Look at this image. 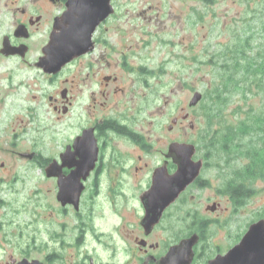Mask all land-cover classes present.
<instances>
[{
	"label": "rangeland",
	"instance_id": "obj_1",
	"mask_svg": "<svg viewBox=\"0 0 264 264\" xmlns=\"http://www.w3.org/2000/svg\"><path fill=\"white\" fill-rule=\"evenodd\" d=\"M117 3V16L107 24L110 30L103 38L107 43L63 67L53 79L35 65L47 42L45 37L31 39L25 62L0 57V162H4L0 166V264H6L11 257H40L52 251L61 255L53 264H70L69 254L71 264L78 260L77 254L105 258L104 247L110 241L101 238L99 242L93 235L115 236L113 229L119 223L113 211L115 205L120 209L134 206L129 195L145 188L147 175L162 161V152L168 151L172 141L193 144V159L206 162L199 174L205 185L188 187L187 196H193V203L185 205L198 206L200 210L214 200L222 206L230 205L220 192L231 170L246 161L235 159L228 167L218 159L202 158L199 139L207 133L204 96L220 83L219 73L233 63L235 47L244 39L249 38L248 45L243 43L246 59L264 61V0ZM1 11L0 47L2 34L11 27L10 19ZM140 67L146 69L144 75ZM107 75L116 80L105 84L103 78ZM66 79L73 80V93L81 95L78 106L67 115L53 109L54 104L61 103L60 92L67 85ZM262 82L260 86L252 83L245 95L239 88L227 94L223 108L226 124L252 120L254 113L264 114ZM100 89L107 95L102 96ZM90 91H95L97 100L92 115L82 109V104L91 102ZM195 91L203 97L189 106ZM97 115L122 118L143 135L142 147L146 142L151 146L143 150L132 141L110 134L104 157L117 154L120 164H103L107 172L99 177L98 192L92 195L90 191L81 197L79 214L74 208L64 211L56 197L57 183L45 174L48 162L42 167L19 153L34 152L42 162L58 158L65 144ZM88 185L92 187V183ZM250 187L253 192L242 204L248 214L256 208L264 212V178L255 179ZM130 211H122L130 223L124 228L137 235L136 213ZM82 216L89 218L85 221ZM84 221L92 229L86 228L79 248L74 246V239ZM121 234L126 237V231ZM62 241H70L71 246ZM132 241L128 242L131 246Z\"/></svg>",
	"mask_w": 264,
	"mask_h": 264
},
{
	"label": "flooded vegetation",
	"instance_id": "obj_2",
	"mask_svg": "<svg viewBox=\"0 0 264 264\" xmlns=\"http://www.w3.org/2000/svg\"><path fill=\"white\" fill-rule=\"evenodd\" d=\"M106 1H108L109 13L92 29L90 49L86 53L71 60L64 67L72 63L74 64L76 60L81 57L92 54L98 45L107 43L103 38L104 36L106 37V34L110 30V26L107 24L117 16V0H0V7H2L0 10L10 19L11 26L9 31L2 34V42L4 38H7L11 46L22 48V53L25 48L24 54L16 52L15 54L6 56L0 52V57L17 58L24 62L27 61L29 51L31 50V39L45 37L48 41L51 33L55 30V22L59 20L63 14L67 12L75 14V12L79 10L77 5H80L81 8L87 3L96 4ZM90 10H98V8L92 7ZM112 24L111 22V26ZM1 48L2 46L0 49ZM40 56L41 55H39L38 58ZM139 69L142 70L140 72H142L143 75L146 73L145 68L140 67ZM46 74L51 79L57 75ZM115 80L116 77L112 75H107L103 78L105 84ZM143 81L145 85H148L145 82V77ZM66 83L67 85H65L60 92L61 103L54 104L53 109L67 115V113L72 112L74 108L78 106L77 101H81V95L73 93V80L66 79ZM68 83L71 85H68ZM99 91L102 96L107 95L103 89ZM94 92L95 91H90L88 93L91 102L88 104L85 103L84 105L82 104V109L88 111L91 115L93 114L92 108L97 104ZM56 101L58 102L57 98ZM100 105H103V103H100ZM190 126L193 127V125ZM84 134H87V138L95 139L97 159L94 168L90 170L86 179L81 180L83 183V190L80 199L87 192L89 193L91 191L92 195L98 192L97 186L99 177L107 172L105 168H103L104 163L120 164V159L117 157V154L111 153V158L108 159L104 157L105 147L108 146L111 139L110 134L132 141L133 144L139 145L143 150H147L145 146H151L146 142L143 143L144 147H142L141 139L143 135L130 127L122 118L97 115L93 116V121L81 127L80 132L65 144L64 150L59 153L58 158L47 160V166L54 160L57 161L58 164H62L60 154L66 152L68 155H65V165L61 168L60 172L63 176H68L75 169V166L72 164L79 160V157L74 155V142L76 139L82 141L81 138ZM167 152V150L166 152H162V161L157 163L151 169L150 174L147 175L145 188L137 194L129 195L133 200L132 204L134 206H124L120 209L121 206L117 207L115 205L113 211L119 218V223H116L113 229L115 236H98L96 238L93 235V239H97L99 242H102V239L105 238L110 241L108 243L110 246L107 245L104 247L106 257H98V259H96L95 255L86 253L77 254L79 258L75 264H264V254L259 253L262 251L263 246H258L255 253H248V248L246 246L243 247L242 253H231L235 246L238 245L244 237L248 236L252 224L263 221L261 224L264 226V212L256 208L254 212L248 214L249 211L246 210L247 208L242 204L244 198H235L232 192L224 190L220 193L227 196L230 203L228 206H222L220 202L216 200L205 206V210H200L198 206L185 205L186 203H193V196H187L189 192L188 187L192 185H197L198 187L205 185L204 179L200 176H198L193 183L188 185L185 190L180 192L172 202L164 207L155 223L149 224L147 227L142 224L146 214L143 198L144 194L151 186L154 171L164 166L166 172L172 174L177 169V165L173 160L166 156ZM24 154H28L29 156H24ZM19 155L39 162V166H44L43 163L39 161L38 157L35 156L36 154L34 152L19 153ZM205 164L206 162L202 160L201 169H203ZM3 165L4 162H0V166L3 167ZM50 178L57 183V176H51ZM88 182L92 183V187L88 185ZM126 196L128 195H123L124 198ZM71 208L74 207L70 204L63 206L64 211L70 210ZM79 208L80 205L77 209L74 208L76 211L75 213H80ZM121 210H131L130 213H136L137 235H132L129 231L125 230V224L130 223L126 221L123 216L125 212ZM131 216L133 215L130 214V217ZM238 216L239 220L236 219ZM85 218L89 217L82 216L81 219L87 221ZM85 221L80 223V232L74 239V246H79V248L83 244V236L84 232L87 230L86 228L92 229V226L90 225L89 227ZM122 231H126V237H123L121 234ZM101 234L98 233V235ZM191 237V249L187 245L184 246L181 244L185 239ZM64 241H62V243H65L66 246H71V240L69 243ZM129 241H132V246L128 243ZM99 245H101V243H99ZM175 248L176 255H170L171 250ZM183 252L185 253L183 254ZM71 256L72 254H69V259L66 258V260L68 259L70 261V264L72 263V258L70 259ZM60 257L61 255L59 253L52 251L40 257L31 258L22 256L20 259L11 257L10 261H6V264H17L24 259L28 261L38 260L40 264H53L55 261L59 260Z\"/></svg>",
	"mask_w": 264,
	"mask_h": 264
},
{
	"label": "water",
	"instance_id": "obj_3",
	"mask_svg": "<svg viewBox=\"0 0 264 264\" xmlns=\"http://www.w3.org/2000/svg\"><path fill=\"white\" fill-rule=\"evenodd\" d=\"M77 6L79 10L75 14L67 12L55 22V30L42 47V54L38 58L36 66L45 73L57 74L71 60L86 53L91 47L92 29L109 13L108 1L96 4L87 3L81 8L80 5ZM92 7H97L98 10H90ZM21 50L22 48L11 46L7 38L3 39L0 49L3 55L8 56L16 52L24 54L25 48L23 53ZM201 99L202 93L195 91L189 101V106L196 105ZM81 139L84 142L80 139H76L74 142V155H77L79 160L72 164L75 169L68 176H63L60 172L65 165L66 152L60 154L62 164H58L54 160L45 168V174L48 177L57 176V200L62 206L70 204L75 209L79 206L80 195L83 190L81 180L86 179L90 170L94 168L97 159L95 139L87 138V134H84ZM194 152L195 146L191 143L171 142L169 144L166 156L173 160L177 169L172 174H168L164 166L154 171L151 186L143 198L146 214L142 224L145 227L155 223L164 207L199 176L202 160H194ZM24 156L29 155L24 154ZM262 222L252 224L248 236L244 237L231 253H242L244 246L248 248V253H255L258 246H263L259 253L264 254V226H262ZM181 244L187 245L191 249L192 237L185 239ZM174 254L176 255V248L170 252V255ZM17 264H40V262L24 259Z\"/></svg>",
	"mask_w": 264,
	"mask_h": 264
},
{
	"label": "trees",
	"instance_id": "obj_4",
	"mask_svg": "<svg viewBox=\"0 0 264 264\" xmlns=\"http://www.w3.org/2000/svg\"><path fill=\"white\" fill-rule=\"evenodd\" d=\"M248 39L242 42L248 45ZM243 43L236 45V54L231 57L233 63L230 67L221 69L220 83L204 96L205 99L207 98V103L203 107L207 133L199 139L204 160L218 159L221 164L228 167L232 165V160L246 161L240 168L231 170L230 177L225 180L223 187L224 191H230L233 197L240 199L251 195L252 181L264 178V114L254 113L252 120L242 119L235 125L226 124L223 119L227 94L233 93L235 89H241L242 94L245 95L252 83L260 86L264 80V61L246 59ZM247 136L256 137V140ZM46 162L45 159L41 161V163Z\"/></svg>",
	"mask_w": 264,
	"mask_h": 264
}]
</instances>
